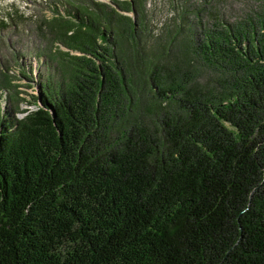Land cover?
Instances as JSON below:
<instances>
[{
    "label": "trees",
    "instance_id": "trees-1",
    "mask_svg": "<svg viewBox=\"0 0 264 264\" xmlns=\"http://www.w3.org/2000/svg\"><path fill=\"white\" fill-rule=\"evenodd\" d=\"M64 3L33 108L0 70V264H264V14L141 43Z\"/></svg>",
    "mask_w": 264,
    "mask_h": 264
},
{
    "label": "rangeland",
    "instance_id": "rangeland-1",
    "mask_svg": "<svg viewBox=\"0 0 264 264\" xmlns=\"http://www.w3.org/2000/svg\"><path fill=\"white\" fill-rule=\"evenodd\" d=\"M96 1L117 15L136 20L141 43L147 39L155 42L159 36V41L164 37L184 41L189 37V29L200 26L209 29L221 22L235 24L250 15L264 14V0H137L133 6L129 0ZM65 6L64 0H0V70L13 77L16 86L10 93L17 92L23 109L34 107L31 102L37 93L34 78L45 72L37 54L46 45L48 34L39 27L53 16H68ZM180 24L187 31L177 32ZM53 49L67 50L59 42L53 44ZM20 63L31 71L26 72L27 78L17 73ZM1 77L0 73V82ZM18 115L22 117L24 113Z\"/></svg>",
    "mask_w": 264,
    "mask_h": 264
}]
</instances>
